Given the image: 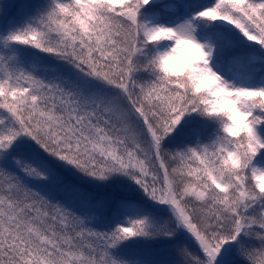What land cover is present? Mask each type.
Masks as SVG:
<instances>
[{
  "label": "snow or ice",
  "instance_id": "obj_1",
  "mask_svg": "<svg viewBox=\"0 0 264 264\" xmlns=\"http://www.w3.org/2000/svg\"><path fill=\"white\" fill-rule=\"evenodd\" d=\"M0 264H264V0H0Z\"/></svg>",
  "mask_w": 264,
  "mask_h": 264
}]
</instances>
